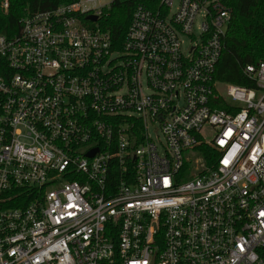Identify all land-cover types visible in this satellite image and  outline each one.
<instances>
[{
  "label": "built area",
  "instance_id": "obj_1",
  "mask_svg": "<svg viewBox=\"0 0 264 264\" xmlns=\"http://www.w3.org/2000/svg\"><path fill=\"white\" fill-rule=\"evenodd\" d=\"M232 20L76 0L0 23V264H264V62L216 80Z\"/></svg>",
  "mask_w": 264,
  "mask_h": 264
},
{
  "label": "trees",
  "instance_id": "obj_2",
  "mask_svg": "<svg viewBox=\"0 0 264 264\" xmlns=\"http://www.w3.org/2000/svg\"><path fill=\"white\" fill-rule=\"evenodd\" d=\"M10 1L11 10L0 22L2 30L6 32L18 31V22L26 10L47 11L76 0ZM135 5L136 2L116 4L113 13L105 21L118 50L126 37ZM229 5L233 8V20L217 67L216 80L241 87H253L245 70L248 66L264 62V0H229Z\"/></svg>",
  "mask_w": 264,
  "mask_h": 264
},
{
  "label": "rangeland",
  "instance_id": "obj_3",
  "mask_svg": "<svg viewBox=\"0 0 264 264\" xmlns=\"http://www.w3.org/2000/svg\"><path fill=\"white\" fill-rule=\"evenodd\" d=\"M217 88H218L222 93H225V86H223L222 84H218V85H217ZM209 140H212V139H209Z\"/></svg>",
  "mask_w": 264,
  "mask_h": 264
},
{
  "label": "water",
  "instance_id": "obj_4",
  "mask_svg": "<svg viewBox=\"0 0 264 264\" xmlns=\"http://www.w3.org/2000/svg\"><path fill=\"white\" fill-rule=\"evenodd\" d=\"M89 157H93V153L89 154Z\"/></svg>",
  "mask_w": 264,
  "mask_h": 264
}]
</instances>
